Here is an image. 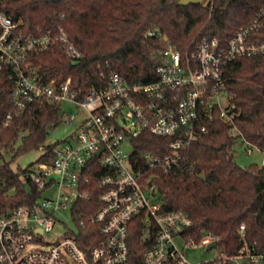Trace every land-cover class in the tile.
<instances>
[{
	"label": "built area",
	"instance_id": "1",
	"mask_svg": "<svg viewBox=\"0 0 264 264\" xmlns=\"http://www.w3.org/2000/svg\"><path fill=\"white\" fill-rule=\"evenodd\" d=\"M3 1L0 96L2 75L7 70L14 83L15 106L4 125L37 100L76 104L87 117L71 139L55 146L50 163L36 164L23 176L38 187L41 197L0 213V264H131L129 239L137 223L148 244L144 264H191L179 243L207 249L217 238L207 234L196 244L187 237L191 219L184 211L163 212L154 179L180 165L191 144L208 133L205 122L212 121L216 113L233 135L239 134L235 106L224 89L225 68L241 58L264 56V39L259 37L264 10L226 47H221L217 38L204 36L186 59L176 48H168L155 82L131 83L113 73L108 87L79 99L71 91V79L47 82L30 62L31 55L48 52L57 44L70 59H80L81 53L68 34L63 29L56 34H26L21 30L23 23H16L1 9ZM76 119L74 114H65L63 123ZM144 133L172 138L168 152L150 151L136 160L132 142ZM247 153L252 154L251 148ZM54 187L56 198L43 199V193ZM92 196L98 197L96 210L95 202H88ZM65 215L71 216V227L62 221ZM57 225L65 234L47 243L44 238ZM245 230L242 225L243 245L234 256H227L217 246L213 249L218 250L217 258L200 264H264V249L257 242L249 243Z\"/></svg>",
	"mask_w": 264,
	"mask_h": 264
},
{
	"label": "trees",
	"instance_id": "2",
	"mask_svg": "<svg viewBox=\"0 0 264 264\" xmlns=\"http://www.w3.org/2000/svg\"><path fill=\"white\" fill-rule=\"evenodd\" d=\"M180 1L4 0L1 9L16 23L22 22L21 30L26 34H56L60 29L68 34L81 53L80 59H70L57 44L48 52L31 55L30 62L47 82L71 79V91L83 99L92 90L108 87L113 73L131 83L155 82L168 48H176L186 59L204 36L217 38L220 46L226 47L264 10V0H205L189 6H180ZM259 37L264 39V28ZM224 75V89L235 106L239 134L233 135L216 113L212 121L205 122L208 133L191 144L180 165L160 173L154 181L163 212L184 211L191 219L187 237L200 244L212 234L218 248L231 257L243 245L242 225L249 243L257 242L264 249V164L243 168L235 157L239 139L264 152V56L235 60ZM1 85L0 213H4L41 197L35 184L22 179L34 165L19 171L12 165L40 148L45 152L37 164L50 163L57 144L46 146V142L50 130L63 123L65 113L60 104L37 100L5 126L6 116L15 108L14 83L7 70ZM171 141L144 133L133 139L134 158L142 160L150 151L166 154ZM91 201L95 202L94 210L98 209V197L92 196ZM143 230L138 223L132 227L131 264H144L148 244Z\"/></svg>",
	"mask_w": 264,
	"mask_h": 264
},
{
	"label": "rangeland",
	"instance_id": "3",
	"mask_svg": "<svg viewBox=\"0 0 264 264\" xmlns=\"http://www.w3.org/2000/svg\"><path fill=\"white\" fill-rule=\"evenodd\" d=\"M206 2V1H205ZM61 109L66 115L74 114L77 119L75 122L62 123L57 128L50 130L49 137L46 142V146L52 144L62 143L68 139H71L77 131L78 126L85 120L87 117L86 114L80 111L79 106L73 103L63 102L60 104ZM21 135L17 146L21 144ZM251 148L252 154H248L247 150ZM44 150L42 148L33 150L25 155H22L17 159V161L12 165L14 171H19V169H26L31 165H36L39 158L44 154ZM235 157L237 163L243 167H249L250 165L257 164L259 166L264 164V152L260 151L257 148L249 147L247 144L243 142V140L239 139L235 146ZM57 194L56 187L51 190L43 193V199H55ZM62 221L67 224V226L71 227L73 225L72 218L69 215H65L62 217ZM65 234V230L61 225H57L54 231L47 235L44 240L47 243L55 242L59 237ZM179 246L181 250L184 252L186 259L191 264H200L208 261H213L217 258L218 250L206 251V248L203 247H192L186 248L185 245L180 242ZM38 247L48 248L49 244H39Z\"/></svg>",
	"mask_w": 264,
	"mask_h": 264
},
{
	"label": "water",
	"instance_id": "4",
	"mask_svg": "<svg viewBox=\"0 0 264 264\" xmlns=\"http://www.w3.org/2000/svg\"><path fill=\"white\" fill-rule=\"evenodd\" d=\"M205 2V0H181L179 2L180 6H189V5H201ZM218 246L217 242H213L212 244H210L208 246V248L206 249V251H212L213 249H215Z\"/></svg>",
	"mask_w": 264,
	"mask_h": 264
}]
</instances>
